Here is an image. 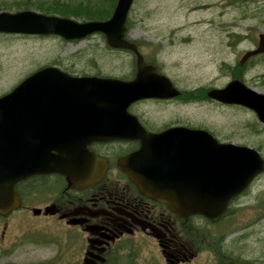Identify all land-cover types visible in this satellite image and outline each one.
<instances>
[{"label":"water","instance_id":"1","mask_svg":"<svg viewBox=\"0 0 264 264\" xmlns=\"http://www.w3.org/2000/svg\"><path fill=\"white\" fill-rule=\"evenodd\" d=\"M131 4L132 0H117L110 19L103 22L78 23L30 11L0 13V33L55 35L66 41L101 33L110 48L130 50L136 56L137 66L131 82L75 78L54 68H44L0 98V214L14 208L13 186L18 180L40 172L65 174L68 151L75 150L81 144L77 141H85L91 135H98L99 140L139 139L141 148L120 161L121 170L141 192L184 214L216 219L229 200L264 170V162L254 150L219 144L203 131L172 128L152 135L134 128L138 135H128L133 131V122L136 124L126 114L130 103L178 94L162 86L159 80L150 79L153 70L147 69L136 47L124 39ZM263 52L264 35L259 34L256 49L246 52L240 64ZM207 96L249 108L264 124V95L251 91L238 80L223 89L210 90ZM35 115L65 120L59 118L62 125L56 126L50 135L25 129L20 133V124L32 123ZM53 148H58L56 155L45 153ZM4 202L11 203V207H3Z\"/></svg>","mask_w":264,"mask_h":264},{"label":"rangeland","instance_id":"2","mask_svg":"<svg viewBox=\"0 0 264 264\" xmlns=\"http://www.w3.org/2000/svg\"><path fill=\"white\" fill-rule=\"evenodd\" d=\"M25 1L31 6L17 7ZM79 1L0 0V5L9 7L0 8V12H41L37 7L42 5L51 9L44 14L57 15L55 5ZM126 25L127 37L148 59L171 76L177 72L178 88L184 94L180 106L143 104L141 113L159 123L172 119L205 129L220 142L248 146L264 156V126L253 112L210 103L205 98L209 88H221L234 78L264 94V56L251 59L243 67L238 64L243 53L255 48L258 34H264V0H133ZM55 64L75 76L128 78L135 62L128 53L108 49L103 38L95 35L67 43L55 37L0 34V95L35 69ZM241 203L249 206L238 207ZM232 209L235 215L230 231L246 232L247 237L236 240L230 236L231 254L263 259L264 176ZM42 254L39 251L38 258ZM17 257L18 251H0V264H13Z\"/></svg>","mask_w":264,"mask_h":264},{"label":"flooded vegetation","instance_id":"3","mask_svg":"<svg viewBox=\"0 0 264 264\" xmlns=\"http://www.w3.org/2000/svg\"><path fill=\"white\" fill-rule=\"evenodd\" d=\"M143 58L181 95L133 103L128 113L151 134L175 127L201 129L172 119L159 123L141 113L143 104L180 106L184 95L178 88L177 72L172 73L173 77L153 59L145 54ZM136 70L132 67L131 75L122 80H132ZM54 126L58 125L50 118L39 123L36 131L43 132L39 127L49 130ZM24 129L33 131L29 125L20 124V133ZM139 148L137 140L91 141L85 149L93 160L92 171L83 178L70 170L68 179L58 173H40L17 181L14 185L17 206L0 215V251H18L20 257L13 264H223L228 260L264 264V258L232 255L229 245L230 236L236 240L247 237L246 232L230 231L235 215L232 207L247 196L251 185L264 174L257 176L212 220L173 211L165 203L143 194L119 167L121 159ZM50 154L56 153L52 150ZM80 158L76 156V160ZM39 251L43 253L41 258Z\"/></svg>","mask_w":264,"mask_h":264},{"label":"trees","instance_id":"4","mask_svg":"<svg viewBox=\"0 0 264 264\" xmlns=\"http://www.w3.org/2000/svg\"><path fill=\"white\" fill-rule=\"evenodd\" d=\"M116 0H81L75 5L54 6V13L63 17H76L82 21H104L107 20L114 9ZM30 1L17 5V7L28 8ZM2 9H8V6L0 5ZM43 13L51 11L50 7L39 5L37 7Z\"/></svg>","mask_w":264,"mask_h":264},{"label":"bare ground","instance_id":"5","mask_svg":"<svg viewBox=\"0 0 264 264\" xmlns=\"http://www.w3.org/2000/svg\"><path fill=\"white\" fill-rule=\"evenodd\" d=\"M11 205H12V204L9 203V202H7V203L4 202V206H3V207H6V206L11 207Z\"/></svg>","mask_w":264,"mask_h":264}]
</instances>
